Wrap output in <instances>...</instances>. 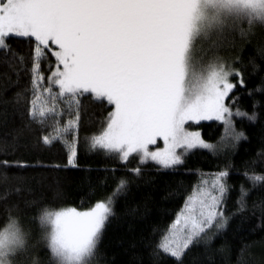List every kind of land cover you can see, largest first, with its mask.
I'll return each mask as SVG.
<instances>
[{
    "label": "snow or ice",
    "instance_id": "1",
    "mask_svg": "<svg viewBox=\"0 0 264 264\" xmlns=\"http://www.w3.org/2000/svg\"><path fill=\"white\" fill-rule=\"evenodd\" d=\"M258 21L264 23V0H0V50L16 58L9 44L13 38L32 46L27 114L42 128H52L42 142H62L69 165L75 166L81 98L87 94L111 106L104 127L90 138L91 150H105L122 162L135 156L139 165L153 162L172 169L191 150H215L199 131L188 130L189 122L219 121L224 128L221 141L246 138L236 131L233 118L255 121L256 114L238 107L233 111L226 103L237 87L233 78L244 85L242 73L206 55L228 30L239 29L243 35V24L251 27ZM198 45L201 55L195 56ZM49 57H54V67ZM17 59L23 65L24 57ZM46 60L47 77L42 71ZM61 104L70 117L64 124ZM158 139L164 146L152 150ZM129 172L139 177L142 169ZM228 176L225 169L202 179L158 242V253L182 264L185 250L211 230L225 228ZM245 177L253 184L264 183V175ZM128 185V179L120 178L112 195L86 210L45 208L40 213L53 264H91L114 215L115 198ZM247 195L241 186V208ZM26 248V233L9 215L0 227V264H14Z\"/></svg>",
    "mask_w": 264,
    "mask_h": 264
},
{
    "label": "trees",
    "instance_id": "2",
    "mask_svg": "<svg viewBox=\"0 0 264 264\" xmlns=\"http://www.w3.org/2000/svg\"><path fill=\"white\" fill-rule=\"evenodd\" d=\"M242 28L243 35L239 29L225 32L206 59L219 57L242 73L244 85L237 84L226 103L233 111L238 107L249 115L255 113L256 119L233 118L236 131L246 137L239 142L221 141L220 122L201 121L193 128L215 150H191L184 163L172 169L153 162L139 165L135 156L122 162L105 150H91L90 138L104 127L111 106L87 94L81 98L75 166L69 165L62 142H42L52 128H42L27 114L32 99V46L22 38L9 40L16 58L0 50V227L11 215L26 233L27 243L14 264H53L40 213L45 208L86 210L112 195L120 178L129 180L128 188L115 198L114 215L91 264H179L158 253L157 244L202 179L225 169L229 192L222 210L228 223L185 250L182 264H264V183L253 184L245 177V173L264 175V23L251 27L245 23ZM194 55H201L199 45ZM18 57H24L23 65ZM49 59L54 67V57ZM42 71L45 77L51 74L47 60ZM60 108L65 110L61 123H67V108L63 104ZM137 166L142 169L139 177L129 172ZM241 186L248 193L243 208L238 203Z\"/></svg>",
    "mask_w": 264,
    "mask_h": 264
},
{
    "label": "rangeland",
    "instance_id": "3",
    "mask_svg": "<svg viewBox=\"0 0 264 264\" xmlns=\"http://www.w3.org/2000/svg\"><path fill=\"white\" fill-rule=\"evenodd\" d=\"M233 83H236V84H239L238 83V81L236 80L235 82H233ZM215 121V120H214ZM205 122H207V121H205ZM219 122V121H218ZM195 125H197V124H195V123H192V122H189V125H186V127H188V130L189 131H197L196 129H194L193 127L195 126ZM164 145H163V141H162V139H158V141H157V145H153V146H150V148L152 149V150H156V148L157 147H160V148H162ZM178 152H180V151H183L182 149H178L177 150ZM205 179H211V177H208V178H205ZM184 206V205H183ZM183 208V207H182ZM176 219V218H175ZM174 219V220H175ZM172 225V224H171ZM167 234V233H166Z\"/></svg>",
    "mask_w": 264,
    "mask_h": 264
}]
</instances>
